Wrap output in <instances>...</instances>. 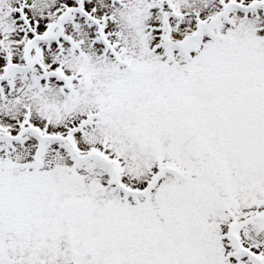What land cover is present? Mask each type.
I'll return each instance as SVG.
<instances>
[{
	"label": "rangeland",
	"instance_id": "obj_1",
	"mask_svg": "<svg viewBox=\"0 0 264 264\" xmlns=\"http://www.w3.org/2000/svg\"><path fill=\"white\" fill-rule=\"evenodd\" d=\"M115 2L0 0V264H131L134 234L167 229L177 200L186 214L174 231L176 264H264V175L251 173L246 183L244 171L217 151L219 122L232 102L264 90V0ZM225 6L232 24L214 23ZM195 13L211 28L205 40L167 38L193 34ZM28 26L38 33L33 42ZM199 69L212 72L210 96L191 90ZM173 98L178 125L165 141L152 133L144 108ZM139 131L160 148L144 151ZM157 173L162 179L145 196ZM221 175L230 191L216 185ZM180 185L195 193L190 201L208 195L195 222L197 205L171 197Z\"/></svg>",
	"mask_w": 264,
	"mask_h": 264
},
{
	"label": "flooded vegetation",
	"instance_id": "obj_2",
	"mask_svg": "<svg viewBox=\"0 0 264 264\" xmlns=\"http://www.w3.org/2000/svg\"><path fill=\"white\" fill-rule=\"evenodd\" d=\"M262 92L256 93L255 89H248L245 91V93H242V95H238L237 99L232 102V111L230 116L224 119H221L219 122L218 126V141L219 144L217 146V151H221L222 154L224 153L225 156L229 158V160L234 163V167H240L244 171V178L246 183L250 181V177H248L249 174L253 173L256 174L258 173H263L264 175V136L259 135L257 138L256 130L254 129V126L257 124L256 121L257 119L261 118L262 122L258 126L259 128H262L264 130V96L259 95ZM174 100V98H173ZM172 101L170 104L171 106V111L173 115L175 116L176 119V126L175 129L177 128L178 121H177V115L179 114V107H180V102L177 101ZM264 133V132H263ZM176 130L174 131V134L171 135L173 138L175 137ZM145 135V140L147 141V146L146 150L144 151H149L151 147H158L160 148L159 145H156L153 141H148L147 140V135ZM171 136H169L167 140H171ZM162 139V138H161ZM163 140V139H162ZM240 140V142H238ZM244 142V143H243ZM205 151H209L207 147H204ZM201 151L200 149L196 150L197 155ZM206 151V154H207ZM177 150L172 149L168 151L167 157L170 159H176L177 157ZM196 155V157H197ZM199 157V155H198ZM213 157L218 160L219 165L218 169L221 167L224 170V163L220 162V155L216 152H214ZM221 163V165H220ZM213 166V164L211 163ZM231 171L229 170V176L231 177ZM217 171L216 169H212L213 174H215ZM264 177V176H263ZM223 175L220 176V178L216 177V185L219 187L220 191L223 192V185H224V179L222 180ZM222 180V182H221ZM221 182V183H220ZM15 186V185H14ZM180 186H173L171 188V194L172 198L175 196H182L184 197L186 204H194L197 205L196 208L193 207V209L190 210V212L193 214L194 217V222L197 221L198 216L201 217L203 212L205 210L201 207L203 204H205L206 195L205 193L203 194L202 192L198 193L196 195V198H190L188 195L190 194L191 196L195 195V193L190 192L188 193L187 190H185L183 187ZM232 187V186H231ZM227 187V190L230 191V188ZM216 199H222L219 198V193H215L214 195ZM203 198V200L197 201L198 198ZM213 200V199H211ZM216 200V201H217ZM198 202V204L196 203ZM182 202L177 200L176 202V210L175 211H170L168 216L169 221H167V230L171 233V235L174 238L175 242V247L177 245L176 242V234L174 231L178 229V226L181 225V221L183 220V216L186 213L181 212L179 207H182ZM218 204V203H217ZM193 211V212H192ZM176 212V213H175ZM181 216L177 219L176 214H180ZM173 213V214H172ZM171 214V215H170ZM202 220L201 218L198 220L200 222ZM203 224V228L205 230L209 229V225L207 223H200ZM200 224H197L199 226ZM178 225V226H177ZM107 229L106 231H108ZM105 231V232H106ZM183 235V234H182ZM185 240V239H184ZM187 244H189V239L187 238L186 240Z\"/></svg>",
	"mask_w": 264,
	"mask_h": 264
},
{
	"label": "water",
	"instance_id": "obj_3",
	"mask_svg": "<svg viewBox=\"0 0 264 264\" xmlns=\"http://www.w3.org/2000/svg\"><path fill=\"white\" fill-rule=\"evenodd\" d=\"M145 3L147 0H138ZM192 88L196 93H205L210 95L214 88V83L210 73L207 70H200L191 76ZM121 84V88H123ZM146 116L155 134L167 139L174 132L175 119L170 114V108L167 103L159 107L152 103L146 107ZM261 118L257 119L254 126L256 134H263L264 130L258 126L261 124ZM139 139H144L142 133H138ZM146 148V146H145ZM228 187V182L225 181ZM49 248L43 245L40 248L41 256L48 255ZM132 264H174L176 261L174 241L172 237L160 229H148L140 232L132 241L130 246Z\"/></svg>",
	"mask_w": 264,
	"mask_h": 264
},
{
	"label": "bare ground",
	"instance_id": "obj_4",
	"mask_svg": "<svg viewBox=\"0 0 264 264\" xmlns=\"http://www.w3.org/2000/svg\"><path fill=\"white\" fill-rule=\"evenodd\" d=\"M187 34H188L187 32H183L182 34H180V37L184 38V37L187 36ZM171 39L174 40L175 42H179L181 40V38L180 39H177L175 34H172ZM5 44L6 45H10L9 41H6ZM16 45H19V44H16ZM8 129H9L8 126H5V125L1 126V130L2 131H7ZM82 155L83 156H86L87 154L86 153H83Z\"/></svg>",
	"mask_w": 264,
	"mask_h": 264
}]
</instances>
